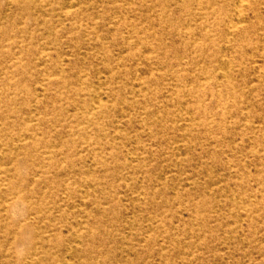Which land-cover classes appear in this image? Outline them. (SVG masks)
Returning a JSON list of instances; mask_svg holds the SVG:
<instances>
[{"label":"rangeland","instance_id":"obj_1","mask_svg":"<svg viewBox=\"0 0 264 264\" xmlns=\"http://www.w3.org/2000/svg\"><path fill=\"white\" fill-rule=\"evenodd\" d=\"M0 264H264V0H0Z\"/></svg>","mask_w":264,"mask_h":264}]
</instances>
